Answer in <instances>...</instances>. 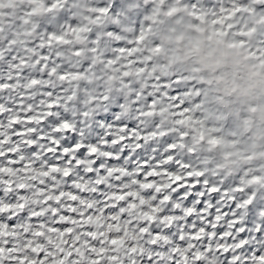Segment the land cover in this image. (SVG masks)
<instances>
[{"label":"snow or ice","instance_id":"obj_1","mask_svg":"<svg viewBox=\"0 0 264 264\" xmlns=\"http://www.w3.org/2000/svg\"><path fill=\"white\" fill-rule=\"evenodd\" d=\"M239 2L264 15V0ZM160 3L0 0V264H264V187L200 175L147 115L161 99L183 110L185 89L137 98L110 79Z\"/></svg>","mask_w":264,"mask_h":264},{"label":"rangeland","instance_id":"obj_2","mask_svg":"<svg viewBox=\"0 0 264 264\" xmlns=\"http://www.w3.org/2000/svg\"><path fill=\"white\" fill-rule=\"evenodd\" d=\"M166 3L161 0V13L146 28L136 47L118 57L117 62L126 61L121 65L126 71L117 69L110 79L122 84L125 93H135L140 98L149 86L160 92L158 80L153 84L154 78L171 75L173 70L185 72V79L177 83L188 90L194 86L192 98L197 99L196 105L192 107L181 100L185 110H178L161 99L147 115L164 117L169 132L179 139L188 138V149L183 151L192 160L204 163L218 159L227 171L242 174V190L264 187V45L256 40L264 29V15L239 0L207 14L182 13L179 8L164 11ZM173 30V37L182 41L174 44L176 50L169 47L174 40L168 39V33ZM156 36L163 42L154 43ZM144 51L147 55L139 61L143 66L137 67L138 59L130 57L143 55ZM126 78H130V87L123 84ZM157 105L162 106L157 109ZM191 107L206 108L204 111L214 117V122L205 125L206 116L202 114L192 119Z\"/></svg>","mask_w":264,"mask_h":264},{"label":"trees","instance_id":"obj_3","mask_svg":"<svg viewBox=\"0 0 264 264\" xmlns=\"http://www.w3.org/2000/svg\"><path fill=\"white\" fill-rule=\"evenodd\" d=\"M166 23H168V22H166ZM176 27H179V25H175ZM151 27V26H150ZM152 29V28H151ZM178 29H180V28H178ZM181 29H183V30H186L187 29V31H190L188 28H181ZM146 30V29H145ZM174 31L175 30H173V31H171L170 33H168V39L169 40H174L173 41V43H172V45H170L169 47H170V49H173V50H176L175 49V45L177 46L178 44L177 43H179V44H182V41L180 42L178 39H177V37H176V35L173 37V33H174ZM145 32V31H144ZM191 32V31H190ZM163 39H160L158 36H156L155 38H154V43H162L163 41H162ZM184 40H186V39H184ZM188 42V41H187ZM175 44V45H174ZM162 47L164 48V49H166V47H165V43H163L162 44ZM175 56V55H174ZM174 58V57H173ZM123 62H126V61H123ZM151 68H152V66H151ZM175 68V67H174ZM168 71L170 70V68H168L167 69ZM167 71V72H168ZM166 72V73H167ZM184 74H185V72H176V70H173L172 71V74L171 75H160L159 77H157V79L156 78H154L152 81H153V84H154V82L156 81V80H158V83L160 84V89L162 88V87H168V86H170L171 84H173V83H177V82H180V80L181 79H185V77H184ZM190 77V75H188V73H187V78H189ZM118 84L121 86L122 84H120L119 82H118ZM180 85V84H179ZM180 87L182 88V89H185V91L184 92H182L181 93V100H184V103L185 104H188V105H191L192 107L194 106V105H196L195 103H197V99H193L192 98V96H193V92L196 90L195 88H194V86L192 87V89H190V90H188V88L186 87V86H181L180 85ZM194 88V89H193ZM164 95H166V94H164ZM190 97H191V99H190ZM183 104V103H182ZM170 105H172L171 103H170ZM191 107V108H192ZM175 108H177V109H179V106H176ZM201 109H203L202 107L200 108V109H198V108H192L191 109V118L192 119H197V117L200 115V114H202V115H205L206 117H205V120H204V123H205V125H207V124H212L213 122H214V117L210 114V113H208V112H206L207 111V109L205 108L204 110H206V111H204V110H201ZM211 109V108H210ZM209 109V110H210ZM214 109V107H212V109L211 110H213ZM183 110H185V107L183 108ZM208 110V111H209ZM154 113H157V112H154ZM220 124H222V122L220 123ZM219 124V125H220ZM217 128V127H216ZM121 131H123V129H121ZM172 134H173V132H172ZM186 139H188V138H186V137H184L183 139L182 138H180L179 139V147L181 148V150L183 151V149H185V151L188 149V144L186 143ZM180 142H182L181 144V146H180ZM186 155V154H185ZM186 157L188 158V159H190V160H192V158H191V156L190 155H186ZM194 163H196L197 164V166L199 167V170H200V172H199V174L200 175H204V174H207L210 178H216V177H223V179L225 180V181H234V182H236L238 185H240V178L242 177V174L241 173H238V171L236 172V171H227L225 168H223V166H222V163L218 160V159H216V158H212V159H209V160H207L206 162H204V163H199V162H196V161H194V160H192ZM245 189V188H244ZM114 243H117V244H119V241H115Z\"/></svg>","mask_w":264,"mask_h":264}]
</instances>
